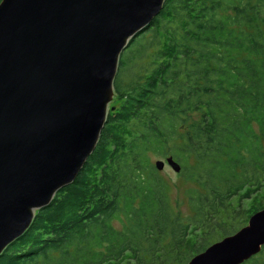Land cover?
<instances>
[{
  "label": "trees",
  "instance_id": "16d2710c",
  "mask_svg": "<svg viewBox=\"0 0 264 264\" xmlns=\"http://www.w3.org/2000/svg\"><path fill=\"white\" fill-rule=\"evenodd\" d=\"M113 86L93 153L0 264H185L263 208L264 0H164ZM152 155L179 163L186 213Z\"/></svg>",
  "mask_w": 264,
  "mask_h": 264
},
{
  "label": "water",
  "instance_id": "95a60500",
  "mask_svg": "<svg viewBox=\"0 0 264 264\" xmlns=\"http://www.w3.org/2000/svg\"><path fill=\"white\" fill-rule=\"evenodd\" d=\"M164 0L0 1V255L93 153L119 58ZM175 173L172 157L153 162ZM264 246V208L186 264H243Z\"/></svg>",
  "mask_w": 264,
  "mask_h": 264
},
{
  "label": "rangeland",
  "instance_id": "374dc122",
  "mask_svg": "<svg viewBox=\"0 0 264 264\" xmlns=\"http://www.w3.org/2000/svg\"><path fill=\"white\" fill-rule=\"evenodd\" d=\"M111 105H114V106H118V103L117 101L115 100L114 96H113V99L110 101L109 105H108V110L109 109H113L112 107L110 108ZM195 118H197V116H195ZM151 160L152 162H155L157 160H165V158H157L156 156L152 155L151 156ZM164 179V182L166 183L167 187H166V190H167V197H168V200H169V203L171 204L170 206L174 209V210H180V212L182 213H186V210H187V203H186V195H185V191H187L189 188H191V184L190 182H187V181H184L180 176H179V172L178 173H175L171 168H169L168 166H165L163 168L162 171H159L158 172ZM250 202H251V199L249 200H243L239 206H241L245 211H248L249 210V206H250ZM262 204H264V200L262 201ZM233 205L234 207H238L237 205V202L233 201ZM264 208V206H263ZM242 221V220H241ZM247 221H243V226H245L247 224ZM114 225L116 228H120V224L118 222H114ZM240 227V228H241ZM239 228V229H240ZM237 229V230H239ZM236 230V231H237ZM236 231H233V233L229 234V235H232L234 234ZM229 235H226V236H229ZM225 236V237H226ZM222 238V237H221ZM224 238V237H223ZM221 239H217L216 241H214V243L220 241ZM212 243V244H214ZM210 244V245H212ZM209 245V246H210ZM193 257V256H192ZM191 257V258H192ZM190 258V259H191ZM189 259V260H190ZM188 260V261H189ZM187 261V262H188ZM186 262V263H187ZM185 263V264H186Z\"/></svg>",
  "mask_w": 264,
  "mask_h": 264
}]
</instances>
